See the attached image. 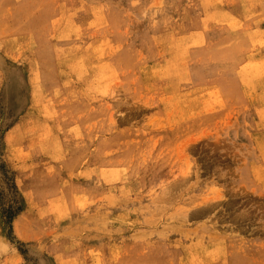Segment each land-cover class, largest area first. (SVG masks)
Segmentation results:
<instances>
[{"label":"rangeland","instance_id":"rangeland-1","mask_svg":"<svg viewBox=\"0 0 264 264\" xmlns=\"http://www.w3.org/2000/svg\"><path fill=\"white\" fill-rule=\"evenodd\" d=\"M0 264H264V0H0Z\"/></svg>","mask_w":264,"mask_h":264}]
</instances>
